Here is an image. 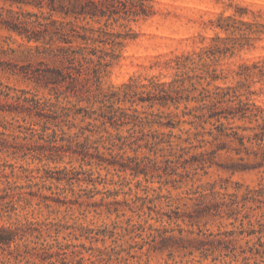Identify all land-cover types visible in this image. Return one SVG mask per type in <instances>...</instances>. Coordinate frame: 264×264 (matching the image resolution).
Wrapping results in <instances>:
<instances>
[{"label": "trees", "instance_id": "obj_1", "mask_svg": "<svg viewBox=\"0 0 264 264\" xmlns=\"http://www.w3.org/2000/svg\"><path fill=\"white\" fill-rule=\"evenodd\" d=\"M156 11L154 0H0V29L7 32L0 38V71L33 85L0 81V151L45 161L33 195L52 184L60 188L62 182L72 189L73 183L83 181L94 190L99 174L94 176V169L85 166L111 167L118 175L142 176L146 182L157 178L161 185L178 183L192 179V170L205 174L213 165L225 167L216 160L222 152L237 156L229 155L227 169L232 172H264V104L251 98L252 85L264 84V56L230 70L218 65L252 47L264 34L258 27L264 24L244 21L245 10L220 13L209 21L217 30L208 43L174 55L171 79L130 76L119 84L106 83L127 42L137 37L131 24ZM229 75L235 83H220ZM175 127L179 133L173 132ZM144 149L155 156L138 153ZM20 168L32 180V171ZM46 181L51 183L45 186ZM17 187L6 180L3 197ZM153 190V196L146 189L144 195H134L138 217L153 218L154 211L155 220L163 222L166 216L178 226V235L164 224L153 226L147 218H128L122 231L141 237L140 247L176 248L183 256L198 253L192 260L199 264H264V214L252 212L264 203L263 183H238L228 191L224 182L219 187L215 181L206 182L175 199ZM117 194L106 189L105 197H113L106 203H120ZM161 199L176 204L168 212L159 211ZM106 211L118 208L108 206ZM214 221L219 223L215 231L207 226ZM56 227L51 221L0 224V248L29 236L39 239L52 231L57 235ZM65 248L58 240L41 243L37 255L60 256L61 264H86L81 257L67 260Z\"/></svg>", "mask_w": 264, "mask_h": 264}, {"label": "rangeland", "instance_id": "obj_2", "mask_svg": "<svg viewBox=\"0 0 264 264\" xmlns=\"http://www.w3.org/2000/svg\"><path fill=\"white\" fill-rule=\"evenodd\" d=\"M154 4L157 11L153 16L131 24L137 32V37L127 42L123 58L106 76L104 79L106 83L119 84L130 76L143 78L155 75L162 80L171 79L176 71L173 67L175 62L172 60L174 55L208 43L210 37L217 30L209 21L215 20L220 13L228 15L233 14L235 10H245L247 13L242 16L244 21L264 24V0H154ZM25 9L35 10L32 7H25ZM258 27L264 30V26ZM220 34L225 35L223 32ZM6 35L7 32L0 29V38H4ZM14 37L18 41L21 40L16 35ZM12 46L16 47V43H12ZM263 56L264 34L254 42L252 47L220 60L218 65L230 70L236 67L237 63L257 60ZM11 60L16 61L15 58H11ZM17 61L21 63V61ZM235 80L236 78L229 75L226 80L220 83H235ZM0 81L19 87L33 88L31 83L1 71ZM252 89L255 90V93L251 95V98L257 103L264 104V84L256 82L252 85ZM171 109L173 110V108ZM236 123L243 124L241 121ZM245 125L251 124L245 122ZM188 126V124H183L185 128ZM164 130H168V128H164ZM173 132L179 133L178 127L173 128ZM194 151L195 149H192V152ZM10 152L11 150L0 151V224L15 225L26 221L34 223L51 221L56 223L59 232L56 235V232L52 231L51 236L44 233L39 239L34 236H29L25 240L17 239L9 246L0 248V264H61L60 256L37 255L41 243L55 240L66 246L64 250L67 260H71L72 256L81 257L86 264H199L192 260V258H198V253L193 256H183V252L176 248L165 251L148 250V244L140 247L143 242L141 237L122 231L128 218H131L132 222L143 221L147 218V222L153 226L164 224L173 228L171 233L178 235V226L173 222L169 223L166 216H164L163 222L155 220L157 214L154 211L151 212L153 218L145 214L138 217L137 206L132 201L134 195H144L146 189L149 196H153L151 194L155 193L153 189L156 188L160 194H167L175 199L184 196L185 192L191 191L196 185L206 182L215 181L217 187H219V183L224 182L227 184L228 191H232L238 183L243 187L246 185L256 186L259 182L264 184V172L258 169L235 172L227 169L231 168L228 165L230 163L229 155L233 159H237V156L234 153L222 152L216 157V160L225 167L213 165L208 168L205 174L201 169H197L196 173H193L192 170L190 174L192 179L184 177L183 181L178 183L169 182L161 185L157 178L146 182L142 176L132 178L129 174L118 175L111 167L106 169L85 166L86 169L90 167L94 169V176L99 174L98 179L101 181L96 183L97 187L94 190L91 191L92 184H86L83 181L73 183L72 189L70 185L62 182L59 184L60 188L52 184L50 189L43 187L36 193L37 195H33L32 191H36L38 187L35 182H40L37 175L44 172L42 163L45 161L38 162L37 159H32L31 155L16 158ZM126 153L132 154V151L127 149ZM138 153L155 156L153 151H147V149ZM20 165L26 167L27 171H32L34 174L32 180L27 179ZM52 165L50 164V166ZM58 165L62 166L63 163ZM137 179L141 180L139 186H137ZM6 180L19 187L10 196L3 197ZM50 183L46 181L45 186ZM173 183L180 187L175 188ZM158 186L161 188L159 189ZM106 189L118 190L115 198L121 202L107 204L106 201L113 197H105ZM93 192L96 193L90 197ZM43 195L50 196L45 199ZM157 203L159 211L167 212L176 204L174 201L171 206L166 205L165 199H161ZM260 205L261 208L252 211L258 216L261 213L264 214V203ZM108 206L111 209L118 208V211L108 213L106 211ZM145 210L147 211V209ZM180 224L184 228L188 227L183 222ZM218 224V221H214L207 226L215 231ZM228 227L231 226L228 225ZM207 262L209 260L203 261L202 264Z\"/></svg>", "mask_w": 264, "mask_h": 264}]
</instances>
